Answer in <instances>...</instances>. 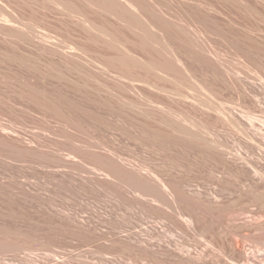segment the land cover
Listing matches in <instances>:
<instances>
[{"label":"rangeland","instance_id":"rangeland-1","mask_svg":"<svg viewBox=\"0 0 264 264\" xmlns=\"http://www.w3.org/2000/svg\"><path fill=\"white\" fill-rule=\"evenodd\" d=\"M54 1L0 0V264H233L214 219L225 169L216 151L162 121L168 109L238 154L235 204L250 213L235 237L250 254L264 251V0H152L168 22L158 35L188 68L163 77L122 60L112 36L141 59L159 58L160 45L143 49L137 29L89 1ZM83 14L112 36L89 30ZM202 104L232 117L223 122ZM109 157L184 180L205 226L136 202L127 177H107ZM249 218L257 226L246 227Z\"/></svg>","mask_w":264,"mask_h":264},{"label":"bare ground","instance_id":"bare-ground-1","mask_svg":"<svg viewBox=\"0 0 264 264\" xmlns=\"http://www.w3.org/2000/svg\"><path fill=\"white\" fill-rule=\"evenodd\" d=\"M86 1H89L91 4L97 5L99 8L105 9V11L115 15L118 19L122 20L129 29H137L133 31H135V34L137 33V37H139V44L143 49L145 46L150 45V43L158 44L161 48L165 49V51L164 49L159 50L160 56L159 58L156 57L157 59H141L134 55L120 39L116 38L115 35L112 36L111 33L107 31V28L104 29L105 27H97L95 21L90 20L87 15L83 14L84 18L81 19V21L91 22L89 27L87 26L89 30L92 28L93 30L91 29V31H94L98 28L96 32L100 30L103 34H105L102 36H112V45L116 46L121 44V46H123V51H121L123 55L122 60L131 59L132 61L146 65L148 68L155 71V73L157 72V74H159V72H164L167 76L171 75L173 72L184 73L188 71L187 66L179 57L174 47L168 44L161 35H158V32L156 31L157 27H159L161 30L163 28L162 25H165L168 22L163 15V11H161L159 5L155 4L154 1L136 0L133 2L131 0H126L128 5L122 2V0ZM54 3L58 4L57 6L62 4L60 0H55ZM67 6L71 12L79 11V9H77L75 6ZM145 16L150 17L152 20H147ZM153 20L157 21L153 22ZM166 26L171 29L173 27L168 25ZM184 29L186 28H183L182 25V32H185ZM197 46L200 50H205L202 44H197ZM160 76L163 77L162 75ZM161 89L167 90L166 88L162 87ZM177 94H180L185 98L189 97L183 92L177 91ZM202 105L208 106L211 109L217 111L219 114V119L223 122L230 120L232 117L229 111H223V108L219 106L213 104ZM167 114L168 117H162L163 122L169 124L184 139L199 145L207 146L209 149L216 151V161L222 164L225 169L229 182L228 180V183L226 182L228 184L225 186L227 189L224 188V186L223 188H221L222 186H217V188H221L222 195L225 198H223L222 202L220 203L221 207L217 213H215L214 219L219 225V232L224 233L230 239V247L233 250V253L229 255L231 258L230 261L233 264H239L242 261L243 264H264V251L258 250L255 254H250L246 250L245 242L238 240L235 237L237 235L236 229H238L239 226L238 220L242 215H247L250 213V211L246 209L238 208L235 204L236 200L239 198L235 191V172L238 169L236 165V161L239 158L238 154L231 146L227 145V143H224L217 135H214L208 126L201 123L200 121L192 119L187 115L172 109H168ZM250 120L252 121V117H250ZM107 162L111 167L109 171L110 173H106L108 175L107 177H110L109 175H113L121 181L123 178L127 177L130 182H125L127 185L125 184L123 187H125L126 191L131 196H133V199L136 202L147 200L148 202L164 204L169 207L171 211H174L176 215L184 218L185 224L190 229L203 228L205 226V208L200 205L197 208L198 203L189 193V190L187 189L188 184H186L184 180L180 179L177 182L167 183L164 178L160 177L153 171L150 172L148 168H145L146 170L144 169L145 173L141 170H139L140 172H132L130 171L129 167L124 166L118 159L109 157ZM249 165L250 168L248 169V172L250 174L259 173L257 167L252 162H249ZM224 175L225 174H223V176ZM223 176L218 174L215 177L222 180ZM262 178H264V175ZM219 185L221 184L219 183ZM223 191L227 192L224 194ZM258 222H256V219L249 218L245 220L244 224L246 227H253L257 226Z\"/></svg>","mask_w":264,"mask_h":264}]
</instances>
